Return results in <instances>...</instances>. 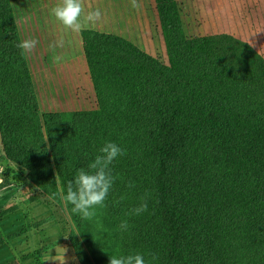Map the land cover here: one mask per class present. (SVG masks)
<instances>
[{
  "label": "trees",
  "instance_id": "trees-1",
  "mask_svg": "<svg viewBox=\"0 0 264 264\" xmlns=\"http://www.w3.org/2000/svg\"><path fill=\"white\" fill-rule=\"evenodd\" d=\"M165 61L82 30L96 98L40 114L0 0L1 155L52 197L89 198L70 242L93 264H254L264 251V57L229 34L186 37L153 0ZM262 246V247H261Z\"/></svg>",
  "mask_w": 264,
  "mask_h": 264
},
{
  "label": "rangeland",
  "instance_id": "rangeland-1",
  "mask_svg": "<svg viewBox=\"0 0 264 264\" xmlns=\"http://www.w3.org/2000/svg\"><path fill=\"white\" fill-rule=\"evenodd\" d=\"M54 1L9 0L15 33L40 114L89 111L96 107L92 84L86 88L82 82L83 29L118 37L150 57L165 61L153 0H79L92 5L89 17L83 19L76 0H59L70 5L74 18H64L63 24L58 25L64 33L63 39L59 35V40H49L53 35H40L46 33L48 24H40L42 20L36 18L42 4H54ZM176 1L186 37L229 34L246 41L264 57V0ZM34 20L39 21L38 24ZM82 21L89 22L88 27L82 29ZM61 66L66 69L60 72ZM39 72L45 79H41L46 88L44 93L40 91ZM77 76L81 78L83 95L80 105L73 106L69 99L60 100L50 93L48 88L62 80L70 83ZM88 201L92 208L103 205L89 198H67L60 192L52 197L43 192L30 181L25 169L1 155L0 144V264H93L77 256L70 242V234L75 232V219L85 210ZM246 256L254 264H264V251L255 254L253 248H247Z\"/></svg>",
  "mask_w": 264,
  "mask_h": 264
},
{
  "label": "crops",
  "instance_id": "crops-1",
  "mask_svg": "<svg viewBox=\"0 0 264 264\" xmlns=\"http://www.w3.org/2000/svg\"><path fill=\"white\" fill-rule=\"evenodd\" d=\"M68 1H71V0H68ZM54 2H55L54 4H51L50 2L46 3L47 5L42 4L41 5V11L38 14L39 16L36 18L38 20H42V21H40V24H43V25L48 24L49 27H48V29L45 30L46 33L40 34V35H48V36L53 35V36H49L50 37L49 40H59L60 37H61V39H63L64 33L60 32L58 25L63 24L64 21H62V20L64 18H71V19L74 18V14L70 13L71 12V10L69 8L70 5H68L67 3L61 2L59 0H55ZM76 4H80L77 7H79L78 11H80V13H81V18L83 19V18L89 17L88 12L91 11V9H92L91 3L85 4L82 1L76 0ZM68 16H70V17H68ZM30 21L32 22V19ZM38 22L36 20L34 23L38 24ZM85 22L86 21H84V22L82 21V23L80 24L82 29L85 27H88L87 25L89 24V22L88 23H85ZM72 23L78 24L74 20H72ZM50 24H53L54 26H51ZM59 35H60V37H59ZM81 49H82V43H81ZM82 59H83V65H84L82 82H84V86H86V88H89V86L91 85V81L89 78L86 62H85V59L83 56V51H82ZM57 64L60 65L59 63H57ZM57 64H55L54 67H56ZM61 67L62 68H60V70H59L60 72H61V69L64 68V66H61ZM65 69L66 68H64V70ZM41 77L42 76L40 75V72H39L38 80L41 81L40 91L42 93H44L46 88H45V85H44L42 80H45V79H43ZM73 81L70 82L71 83L70 84V83H68L69 80H62L61 83L55 84V87L48 88V89H49L50 93H52L53 95L56 96V98H59L60 100L69 99L71 105L77 106V105H80L82 103V97H83V95H81V90H82L80 87L81 83H79L81 81V78H79V76H77V78H75ZM60 97H62V98H60Z\"/></svg>",
  "mask_w": 264,
  "mask_h": 264
}]
</instances>
